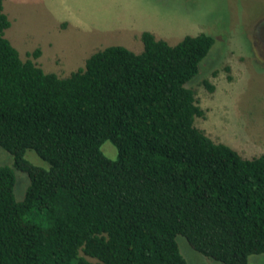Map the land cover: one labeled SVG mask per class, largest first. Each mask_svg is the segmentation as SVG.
I'll list each match as a JSON object with an SVG mask.
<instances>
[{"label":"trees","instance_id":"obj_1","mask_svg":"<svg viewBox=\"0 0 264 264\" xmlns=\"http://www.w3.org/2000/svg\"><path fill=\"white\" fill-rule=\"evenodd\" d=\"M2 1L0 264H187L178 236L222 264L264 253V155L242 158L194 125L188 84L212 36L169 45L145 31L139 53L107 46L61 78L19 58ZM15 170L28 178L19 201Z\"/></svg>","mask_w":264,"mask_h":264},{"label":"rangeland","instance_id":"obj_2","mask_svg":"<svg viewBox=\"0 0 264 264\" xmlns=\"http://www.w3.org/2000/svg\"><path fill=\"white\" fill-rule=\"evenodd\" d=\"M2 12L10 22L3 37L19 58L61 78L107 46L139 53L141 40L130 39L133 34L146 31L169 45L186 35L209 34L214 43L188 84L202 110L194 125L242 158L264 155V0H3ZM35 49L40 55L34 59L28 55ZM100 149L110 160L117 156L109 142ZM24 158L48 168L31 150ZM11 164V155L0 148V166ZM15 176L19 201L28 178L18 170ZM176 241L187 264H222L195 252L183 237ZM247 264H264V253L249 256Z\"/></svg>","mask_w":264,"mask_h":264},{"label":"crops","instance_id":"obj_3","mask_svg":"<svg viewBox=\"0 0 264 264\" xmlns=\"http://www.w3.org/2000/svg\"><path fill=\"white\" fill-rule=\"evenodd\" d=\"M140 35L141 34H133L131 37H130V39L132 38V37H137V39H138V41H139V39H140ZM139 43V42H138ZM140 43H141V41H140ZM142 44V43H141ZM124 47V46H123ZM126 48V47H125ZM128 49V48H127ZM129 50H131V48L129 49Z\"/></svg>","mask_w":264,"mask_h":264}]
</instances>
